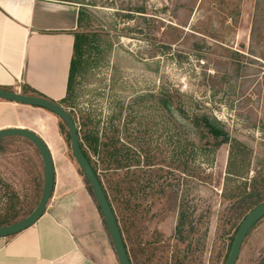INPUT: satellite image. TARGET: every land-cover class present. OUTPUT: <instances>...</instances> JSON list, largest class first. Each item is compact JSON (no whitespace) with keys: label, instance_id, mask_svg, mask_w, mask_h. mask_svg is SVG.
Here are the masks:
<instances>
[{"label":"rangeland","instance_id":"rangeland-1","mask_svg":"<svg viewBox=\"0 0 264 264\" xmlns=\"http://www.w3.org/2000/svg\"><path fill=\"white\" fill-rule=\"evenodd\" d=\"M66 1L90 12L96 19L93 26L101 28L113 43L109 54L102 51L104 56L96 63L80 70L74 101L77 111L92 108L95 120L102 122L116 104L135 103L142 123L154 122L156 143V120L161 121L156 113V91L164 82L201 102L205 108L201 113L220 122L230 140L251 149L249 178L264 169V60L250 63L248 40L243 33L235 49L242 0ZM137 8H145V13L136 12ZM237 9L238 23L234 25ZM246 27L248 24L242 22L240 30ZM234 53L245 59L236 60ZM3 113L8 118L1 127L34 131L50 148L56 171L51 212L71 225L80 247L97 264H118L96 200L72 155L71 143L60 132L59 118L46 110L16 103ZM9 147L21 149L28 156L34 154L24 143ZM228 154L227 144L215 155L212 187L196 186L195 199L188 209L192 222L184 231L176 232L174 237L179 212L160 218L155 208L142 219L144 241L160 239L181 249L203 244L204 254L195 264H223L233 235L229 231L224 237L219 226ZM33 157L41 172L40 161ZM197 161L206 162L207 157L199 154ZM8 173L0 163V176L7 178ZM200 214L205 218L196 226ZM262 263L264 219L245 239L236 264Z\"/></svg>","mask_w":264,"mask_h":264},{"label":"trees","instance_id":"trees-1","mask_svg":"<svg viewBox=\"0 0 264 264\" xmlns=\"http://www.w3.org/2000/svg\"><path fill=\"white\" fill-rule=\"evenodd\" d=\"M136 12L145 13V8H137ZM238 15L237 9L234 25L238 23ZM94 23L95 17L80 8L67 92L61 101L55 102L28 87L23 88L22 94L51 100L71 115L78 128L82 153L96 173L116 216L131 264H195L203 256V244L181 249L177 244L160 239L144 241L142 219L155 208L160 218L179 212L176 238V232L184 231L192 222L188 209L195 199L196 186L212 187L215 155L228 144L227 177L219 214L224 237L233 231L223 262L226 264L242 221L256 206L264 203V169L249 178L251 149L230 140L229 132L220 122L201 113L205 109L201 102L164 82L156 91V113L161 120L160 123L156 120V143L154 122L143 124L135 103L116 104L102 122L95 120L96 112L92 108L77 111L74 101L80 70L96 63L104 56L102 51L109 54L113 47L106 33L94 27ZM234 55L236 60L245 59L239 53ZM249 55L250 63L260 64L258 59L264 60V0L255 1ZM237 69L239 71L241 66ZM59 128L70 141L68 129L61 120ZM16 143L26 144L34 154L28 156L21 149L9 147ZM199 154L207 157V161L198 162ZM33 156L40 161L41 172ZM13 160H18L17 164L12 163ZM0 163L9 172L7 178L0 176V227H5L23 220L35 210L43 192L44 168L36 147L21 137L0 140ZM79 173L84 177L80 169ZM89 190L92 193L90 186ZM204 218L205 214H200L196 226Z\"/></svg>","mask_w":264,"mask_h":264},{"label":"crops","instance_id":"crops-1","mask_svg":"<svg viewBox=\"0 0 264 264\" xmlns=\"http://www.w3.org/2000/svg\"><path fill=\"white\" fill-rule=\"evenodd\" d=\"M255 1L242 0L235 49L241 33L247 37L246 48L249 45ZM78 12V5L66 0H0V88L22 92L28 87L61 101L67 92ZM242 22L248 27L241 31ZM11 105L0 99V129L16 127H1L8 118L3 112ZM53 199L35 225L0 239V264H97L84 253L71 225L51 212Z\"/></svg>","mask_w":264,"mask_h":264},{"label":"water","instance_id":"water-1","mask_svg":"<svg viewBox=\"0 0 264 264\" xmlns=\"http://www.w3.org/2000/svg\"><path fill=\"white\" fill-rule=\"evenodd\" d=\"M0 99L20 105L46 110L54 114L66 125L70 135L72 155L92 190L107 228L118 264H131L116 216L96 173L82 153L78 128L71 115L59 104L43 97L24 95L20 92L7 91L0 88ZM7 137L25 138L36 147L40 153L43 163L44 186L42 196L35 210L28 217L18 221L15 224L0 227V239L8 238L25 231L26 229L35 225L46 214L47 206L53 196L56 182L53 156L48 144L41 136L26 128L10 127L0 129V140ZM262 219H264V203L256 206L242 221L234 238V242L232 244L226 264L237 263L245 238L252 228Z\"/></svg>","mask_w":264,"mask_h":264}]
</instances>
